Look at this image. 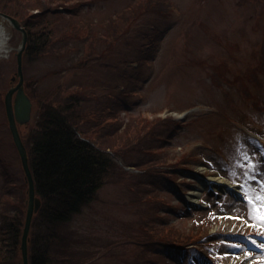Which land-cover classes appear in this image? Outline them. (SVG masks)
<instances>
[{
    "label": "rangeland",
    "instance_id": "obj_1",
    "mask_svg": "<svg viewBox=\"0 0 264 264\" xmlns=\"http://www.w3.org/2000/svg\"><path fill=\"white\" fill-rule=\"evenodd\" d=\"M72 1L75 0H69ZM79 1L81 15L100 23L134 0ZM168 1L171 3L168 16L144 13L126 37L117 41L102 59L85 68L71 66L81 52L68 50L69 46H79L81 50V44L74 40L57 45L63 49L60 55L34 61L23 59L25 79L33 80L45 72L63 69L48 76L42 87L61 83L69 86V90L81 86L85 93H106V96L130 82L131 97L126 100L129 110L122 111V117L143 113L150 118L172 115L180 121L166 147L170 157L176 158L177 168L168 170L173 179L160 172L143 173L134 167L126 168L143 179V184L138 185L130 175L110 178L97 191L96 198L74 216L71 227L83 237L114 241L112 261H122L132 252L130 241L141 237L137 234L138 223L147 221V216L140 214L148 206L150 191H154L151 196L155 194L156 199L163 201L150 204L157 205L164 224L184 231L202 225L210 234L200 252L160 250V264H264V247L259 246L264 243V230L249 226L261 223L257 217L264 211V201H255L250 216L244 194L211 179L226 178L239 186L249 183L242 167L246 156L257 162V172H264V115L248 106L234 84L216 86L209 75L210 65L220 60L229 65L230 77L243 72L249 64L251 52L264 39V0ZM153 28L159 33L154 47L144 51L146 59L140 67L136 56L140 44L145 43L141 33ZM4 29L10 35L8 46L13 49L0 57V192L7 175H12L19 184L24 180L4 105V94L16 72L14 48L21 36L8 23ZM87 105L91 107L93 102ZM34 109L33 102L28 127ZM182 156L184 164L182 159L178 160ZM119 163L122 164L121 160ZM259 178L264 179V175ZM138 186L148 191L141 195ZM249 187L254 198L264 194V188L255 181ZM146 213L155 218L152 209H146ZM205 221L208 223L204 224ZM154 255L157 254L151 253L149 257Z\"/></svg>",
    "mask_w": 264,
    "mask_h": 264
},
{
    "label": "trees",
    "instance_id": "obj_2",
    "mask_svg": "<svg viewBox=\"0 0 264 264\" xmlns=\"http://www.w3.org/2000/svg\"><path fill=\"white\" fill-rule=\"evenodd\" d=\"M80 4L79 0H0V12L16 18L27 31L24 60L60 55L63 49L57 45L74 40L81 44V50L79 46L67 45L68 50L81 52L71 66L85 68L90 62L102 59L117 41L126 37L144 13L168 16L171 10L168 0H134L99 23L84 18ZM158 33L157 28L141 33L145 43L140 44L136 56L138 66L145 63L144 51L154 47ZM251 54L243 72L230 77L229 65L220 60L210 65L209 75L216 86L234 84L248 106L264 115V39ZM62 70L57 68L25 82L35 111L31 125L20 131L35 195L41 201L28 235L29 264H160V250L200 252L207 244L204 241L210 235L208 229L201 225L184 231L164 224L157 205L150 204V201L156 200V204L163 201L156 199L155 194L151 196L154 191H150L145 208L152 209L155 218L146 209L142 211L140 217L146 215L147 221L138 223L137 234L141 237L130 241L132 252L128 258L125 253L122 261H112L114 241L83 237L71 227L74 216L96 198L97 191L110 178L130 175L138 185L143 184V179L126 167L143 173L160 172L173 179L168 170L177 168L176 158L170 157L166 147L180 121L172 115L150 118L140 113L122 117L120 113L129 110L126 100L131 97L130 82L116 87L112 96L88 94L81 86L69 90V86L61 83L42 87L48 76ZM89 102H93L91 107L87 105ZM181 159L184 164L183 156L178 160ZM5 179L0 192V264H23L21 239L28 182L24 177L19 184L12 175ZM147 191L145 187H137L141 195ZM135 199L138 201L137 196ZM154 252L157 255L149 257Z\"/></svg>",
    "mask_w": 264,
    "mask_h": 264
},
{
    "label": "water",
    "instance_id": "obj_3",
    "mask_svg": "<svg viewBox=\"0 0 264 264\" xmlns=\"http://www.w3.org/2000/svg\"><path fill=\"white\" fill-rule=\"evenodd\" d=\"M0 20L8 22L11 27L21 33V41L16 48V63L17 69L15 75L12 77V81L18 78L16 85L10 87L4 97V104L6 108V114L9 122L10 131L13 136V141L18 150L21 158L22 167L25 172V177L28 182V200L25 224L23 228V234L21 239V253L23 264H29L28 262V235L31 227L33 215L38 211L41 206L40 199L35 195V187L33 176L28 163L27 149L21 139L18 123H27L31 119L32 114V102L29 96L24 91V77H23V51L27 42V32L20 25L19 21L12 16L0 12ZM12 48L10 47L9 50ZM15 94V96H14Z\"/></svg>",
    "mask_w": 264,
    "mask_h": 264
},
{
    "label": "snow or ice",
    "instance_id": "obj_4",
    "mask_svg": "<svg viewBox=\"0 0 264 264\" xmlns=\"http://www.w3.org/2000/svg\"><path fill=\"white\" fill-rule=\"evenodd\" d=\"M246 169L245 175L248 178L249 183H245L240 185L241 192L245 196L246 202L249 204L250 207V216H251V208L255 205L256 200L264 201V194H261L257 197H253L251 194V190L249 184L251 181H255L261 188H264V179H260L259 177L264 175V172H257L258 164L254 161L251 156L245 157V163L242 165ZM234 219H242L241 217H229ZM261 221L260 224H250L249 226L252 227H261L264 230V211L260 212L259 216L257 217ZM260 247H264V243L259 245Z\"/></svg>",
    "mask_w": 264,
    "mask_h": 264
},
{
    "label": "bare ground",
    "instance_id": "obj_5",
    "mask_svg": "<svg viewBox=\"0 0 264 264\" xmlns=\"http://www.w3.org/2000/svg\"><path fill=\"white\" fill-rule=\"evenodd\" d=\"M10 35L6 32L4 27L2 26V23L0 21V57H3L4 55H7L8 53V40ZM211 179L216 180L217 183H220L225 186H229L231 184L230 181H228L226 178L221 177H211Z\"/></svg>",
    "mask_w": 264,
    "mask_h": 264
}]
</instances>
